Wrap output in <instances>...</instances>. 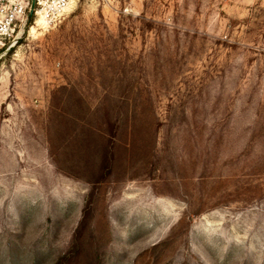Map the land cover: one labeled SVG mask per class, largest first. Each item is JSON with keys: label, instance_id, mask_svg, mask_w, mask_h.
<instances>
[{"label": "rangeland", "instance_id": "1", "mask_svg": "<svg viewBox=\"0 0 264 264\" xmlns=\"http://www.w3.org/2000/svg\"><path fill=\"white\" fill-rule=\"evenodd\" d=\"M0 264H264V0H74L0 49Z\"/></svg>", "mask_w": 264, "mask_h": 264}, {"label": "built area", "instance_id": "2", "mask_svg": "<svg viewBox=\"0 0 264 264\" xmlns=\"http://www.w3.org/2000/svg\"><path fill=\"white\" fill-rule=\"evenodd\" d=\"M74 0H0V49L13 48L41 18L43 27L55 28Z\"/></svg>", "mask_w": 264, "mask_h": 264}, {"label": "bare ground", "instance_id": "3", "mask_svg": "<svg viewBox=\"0 0 264 264\" xmlns=\"http://www.w3.org/2000/svg\"><path fill=\"white\" fill-rule=\"evenodd\" d=\"M43 25H44L43 20H42L41 18H38V19L36 20V25H35V26L43 27ZM35 26H33V27L30 29L29 33L33 32L34 30H37V28H36ZM41 30H42V29H41Z\"/></svg>", "mask_w": 264, "mask_h": 264}]
</instances>
